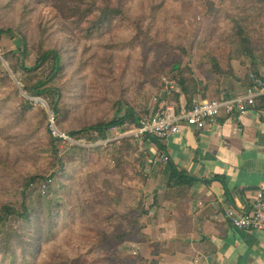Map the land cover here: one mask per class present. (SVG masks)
I'll return each mask as SVG.
<instances>
[{"label":"trees","instance_id":"obj_1","mask_svg":"<svg viewBox=\"0 0 264 264\" xmlns=\"http://www.w3.org/2000/svg\"><path fill=\"white\" fill-rule=\"evenodd\" d=\"M203 6V0H0V67L7 66L0 72V264H111L135 239L151 200L161 210L160 189L168 203L189 198L194 181L179 175L169 157L147 172L145 152L113 164L109 145L66 143L59 158L62 140L52 137L46 109L32 100L45 101L60 131L88 144L147 117L143 93L152 84L161 99L164 74L192 108L199 93L193 66L206 68L212 82L226 73L212 42L219 38L242 53L238 39H249V26L264 19V0L213 3L195 63L166 71L173 54H186L187 23ZM8 39L18 40L17 50L1 45ZM31 52L34 67L27 65ZM48 175L53 186L31 198L30 185ZM159 247L155 256L172 253Z\"/></svg>","mask_w":264,"mask_h":264},{"label":"crops","instance_id":"obj_2","mask_svg":"<svg viewBox=\"0 0 264 264\" xmlns=\"http://www.w3.org/2000/svg\"><path fill=\"white\" fill-rule=\"evenodd\" d=\"M260 36L252 47L245 48L242 57L230 54L231 63L223 62L216 52L226 70L217 77L218 82L210 81L204 68L196 69L199 93L195 101L238 97L250 85L251 75L264 82V32ZM173 98H179L178 104H187L184 95L169 97L168 104L177 103ZM154 106L157 111L159 105ZM125 145L111 146L119 161L130 154ZM160 149L179 175L194 181L189 198L168 203L166 188L160 189L157 200L161 210L151 208V200L148 221L144 220L135 239L116 253L126 259L121 251L128 252L133 246L134 264H194L193 259L200 255L213 257L217 264H264V232L236 230L224 216L226 208L245 210L255 194L264 190V113L251 110L236 119L223 116L218 124L196 133L182 126L178 136L145 143L141 152L146 155L147 172ZM155 186L150 182L148 193L153 194ZM157 246L170 248L172 253L155 256Z\"/></svg>","mask_w":264,"mask_h":264},{"label":"built area","instance_id":"obj_3","mask_svg":"<svg viewBox=\"0 0 264 264\" xmlns=\"http://www.w3.org/2000/svg\"><path fill=\"white\" fill-rule=\"evenodd\" d=\"M201 20V17L199 18ZM250 85L245 88L242 95L224 100H198L192 108L186 105L168 104L169 97H183V92L172 80L164 79L162 82V95L165 94L166 100L163 98H154L153 100L159 104V109L150 112L145 118L138 119L134 124H125L110 130L102 141L91 144L75 141L68 135L58 132L55 128L54 113L50 112L51 135L55 139L62 140V143H69L74 146L84 148H95L110 145L113 148L121 142L128 145L129 153L126 159L129 160L138 152L143 151L142 146L145 143H155V141H166L171 137L181 134L182 126L188 127L191 133L201 132L220 122L223 116L229 118H239L244 116L251 110L264 113V82L255 75L249 76ZM161 95V96H162ZM163 97V96H162ZM146 157V155H145ZM168 156L164 153L158 154L152 159V166L165 163ZM54 184L52 175L47 176L36 184L29 187V191H38L45 195ZM224 216L230 226L236 230L252 232H264V190L258 191L253 199L247 203L245 210L226 208ZM194 264H217L211 256L200 255L193 259Z\"/></svg>","mask_w":264,"mask_h":264},{"label":"rangeland","instance_id":"obj_4","mask_svg":"<svg viewBox=\"0 0 264 264\" xmlns=\"http://www.w3.org/2000/svg\"><path fill=\"white\" fill-rule=\"evenodd\" d=\"M221 1L222 0H203L204 6L202 7V9L201 10L195 9L193 11L191 18H190L189 22L187 23V34H186V37L183 41V45L185 47L186 54L185 55L182 53L181 54H173L169 58L171 61H170L169 65L167 66L166 71H169L172 68H173L172 69V71H173L174 69H176V67L179 68L180 65L186 64L187 61H189V63L192 65H193V63H195L196 57L198 56V53H199V49H200V47H202L203 39L206 36V34L208 36V33H207L208 32L207 31V29H208L207 23L208 22L206 21V14H207L208 8L213 3L215 5H217ZM200 17H201L202 21H199ZM263 32H264V19L255 21L249 26V34H250L249 39H247V40L238 39V43H239V45L246 46V49L247 48L249 49L250 47H252L253 42L258 40L259 37H261L260 34ZM19 44L20 43L18 42L17 39H10V40L8 39V40L2 41V43H1V45L8 50H17L19 47ZM226 44H227V41L221 40V42H220V39L218 38V40L212 42V45H211V47H214L220 53V56H221L223 62L231 63L228 60L230 54H235L236 56H239V57L243 56L240 54L241 52L239 50H237L234 47H230ZM205 49H210V47H206ZM36 58L37 57L35 56V54L31 52L29 55V59L27 61V65L29 67H34L35 62H36ZM2 63H3V66L0 67V72H2V70L4 68H7L6 64L4 62H2ZM221 65L223 67H225V65H223L222 63H221ZM171 66H172V68H170ZM193 67H194V73H195L196 69H201V68L196 67L195 65ZM204 69L206 72V68H204ZM164 72H165V69H164ZM225 72H226V70H225ZM13 78H14V81H16V78L15 77H13ZM160 78H161V83L163 82L164 79H166V80L169 79V80L174 81L170 76H168V74L167 75L164 74ZM161 90H162V88H161ZM155 92H156V90H155L154 86L152 84H148L146 87V91L143 93V98H142L143 101L141 102V108L143 110H146V111L148 110V112H147L148 114L150 112L154 113V111H155V106L153 105V103L158 104L154 100H153L154 101L153 103L151 101V98L154 95H156ZM154 98H158V97L154 96L153 99ZM32 101L35 104H42V106L46 109L47 115L49 116V123H50V112H51V110L49 109L48 104L45 101H40L38 99H33ZM158 109H159V107H158ZM55 125H56L55 128H57L56 130L58 132H61L60 129L58 128L57 124H56V121H55ZM61 133H63V132H61ZM63 134H65V133H63ZM84 140H88V138H85ZM109 146L111 147V144ZM64 147H65V143H61L60 144V150L61 151L59 153V158L64 157V153H63ZM109 154H110V156H112V160H114L113 164H116V162L119 161L118 160L119 156L114 151V149H112V147L109 150ZM146 165H147V163L144 165V168H147ZM34 192L35 191L28 193L31 198L35 196L36 193H34ZM148 218H149V216H147V218H146L147 220L145 219L146 222L148 221ZM128 243L129 242H126L125 244H123V246L128 245ZM123 246H121V247H123ZM133 249H134V247L132 246L131 248L129 247L128 252L124 251V250L121 251L122 257H128L126 259H122L115 252V254L112 256L111 264H134L133 260H135V256L133 254L134 253ZM141 262L142 261H140V263ZM142 264H144V262H142Z\"/></svg>","mask_w":264,"mask_h":264},{"label":"water","instance_id":"obj_5","mask_svg":"<svg viewBox=\"0 0 264 264\" xmlns=\"http://www.w3.org/2000/svg\"><path fill=\"white\" fill-rule=\"evenodd\" d=\"M162 96H163V97H162V98H163V100H166V98H165V94H163Z\"/></svg>","mask_w":264,"mask_h":264}]
</instances>
